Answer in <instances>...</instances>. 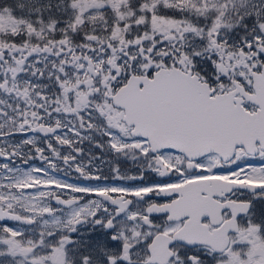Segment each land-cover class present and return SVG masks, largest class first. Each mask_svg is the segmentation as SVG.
Wrapping results in <instances>:
<instances>
[{
  "label": "snow or ice",
  "instance_id": "obj_1",
  "mask_svg": "<svg viewBox=\"0 0 264 264\" xmlns=\"http://www.w3.org/2000/svg\"><path fill=\"white\" fill-rule=\"evenodd\" d=\"M0 264H264V0H0Z\"/></svg>",
  "mask_w": 264,
  "mask_h": 264
}]
</instances>
